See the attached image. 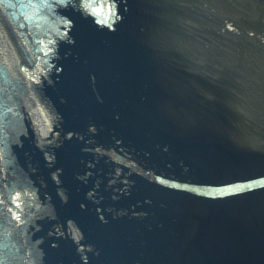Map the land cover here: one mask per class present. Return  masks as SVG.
<instances>
[{
	"label": "water",
	"instance_id": "obj_1",
	"mask_svg": "<svg viewBox=\"0 0 264 264\" xmlns=\"http://www.w3.org/2000/svg\"><path fill=\"white\" fill-rule=\"evenodd\" d=\"M241 1L0 0V264H264V171L159 114L179 126L160 49L204 96L191 128L220 119L219 66L264 92V7ZM239 91L227 131L258 145Z\"/></svg>",
	"mask_w": 264,
	"mask_h": 264
},
{
	"label": "flooded vegetation",
	"instance_id": "obj_2",
	"mask_svg": "<svg viewBox=\"0 0 264 264\" xmlns=\"http://www.w3.org/2000/svg\"><path fill=\"white\" fill-rule=\"evenodd\" d=\"M237 1L242 2L241 0H237ZM244 2L247 5H248V3L253 2L258 7L260 5L264 7V0H244ZM236 10H237L236 19L234 18L231 21H234L237 23H245V25H247L248 23H253L254 21H257L258 23L260 22L258 15H256L255 19H254V18H250L249 16H247L245 14V12L247 10L239 9L238 7H236ZM241 11H242V13L240 15ZM263 12H264V10H263ZM258 13H259V10H258ZM226 37L227 38H235V37L244 38L246 36L231 34L229 36L226 35ZM227 67H228V69L224 68L222 66H219L216 68L220 72L218 80L215 81L214 84L212 83L214 85V87L216 88V91H217L216 92V98L210 102L208 100H205V102L214 103L216 108H217V113L219 114L220 118L226 119V116L224 115V111L227 110V105H226V102L224 100V96H225L224 93L227 92L228 90L232 91V89L237 90L240 88V89H242L241 92H244V90L247 91V94L245 97L248 98V102H249L250 106H252V107L257 106V107L262 108V110L261 109H258V110L260 111L261 114H263V116L258 115V114L248 115L247 121H248V127H249L250 132H252V133L256 132L257 134L262 136L261 138L263 139V141L261 140V142L258 143V145L248 144V147L246 149H244V148H235V149L238 150L239 152H241V151L247 152L246 156H247V162H248L249 167L256 170L257 172L264 171V92H262V89L255 87V80L253 79V76L250 77V79H251L250 85H252V87H249L248 90L244 89V86L246 88V85H244L242 83V81L239 80V78H237L235 75H233L229 71V69H230L229 66H227ZM252 69H253V67H252ZM199 96L202 97L201 94ZM210 137L214 138V136H212V135ZM226 139L229 141V139L227 137H225L224 134H218L217 136H215L216 143L221 144L223 146L225 143L228 145V142H225V141H227ZM229 145L233 146L232 143ZM230 158H231V160L229 162H226V163L227 164L231 163L232 168H235L236 167V162H235L236 158L234 156L233 157L230 156Z\"/></svg>",
	"mask_w": 264,
	"mask_h": 264
},
{
	"label": "snow or ice",
	"instance_id": "obj_3",
	"mask_svg": "<svg viewBox=\"0 0 264 264\" xmlns=\"http://www.w3.org/2000/svg\"><path fill=\"white\" fill-rule=\"evenodd\" d=\"M243 187H251V185H248V186H237L236 188H234V189H230V191H238V190H240L241 188H243Z\"/></svg>",
	"mask_w": 264,
	"mask_h": 264
}]
</instances>
